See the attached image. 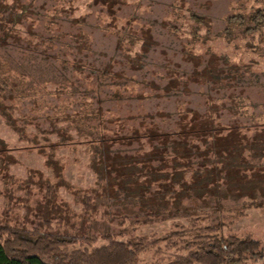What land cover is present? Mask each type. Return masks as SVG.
<instances>
[{"label":"trees","instance_id":"1","mask_svg":"<svg viewBox=\"0 0 264 264\" xmlns=\"http://www.w3.org/2000/svg\"><path fill=\"white\" fill-rule=\"evenodd\" d=\"M67 5L66 0H0V115L23 135L12 114L17 104L3 105L9 91L13 100L17 95L30 97V116L18 111L21 119L31 118L35 132H44L46 143L35 144L36 133L28 140L47 154L49 165L56 147L70 142L88 145L96 188L80 201L83 212L90 213L101 200V229L92 234L61 233L51 229L43 213L40 225L22 229L0 224V264H139L140 253L161 240L175 248L173 255L141 264H242L264 259V243L251 235L225 233L222 222L238 209H264V114L244 111L248 97L243 89L218 97L209 94L236 88L245 82L244 74L255 72L248 64L238 67L222 56L224 67L211 61L201 73L167 64L150 73L143 70L142 52H127L129 43L143 37L139 27L132 26L135 17L123 16L118 17L119 26L105 27L116 35L124 57L120 64L128 67L113 68L111 62H119L113 57L95 62L90 57L91 33ZM189 16L205 25L203 16ZM64 23L72 26L70 31L63 30ZM234 26L243 35L261 30L264 8L248 17L228 16L226 39ZM136 68L140 76L127 71ZM199 80L206 86V91H198L201 110L189 106L187 99L195 93L190 83ZM47 85L53 89L47 90ZM61 95L65 96L57 104L52 102ZM43 109L52 111L44 113L50 128L37 120ZM51 133L56 142L47 138ZM37 187L49 196L56 190L48 180ZM169 219H175L173 229L155 240L131 232L141 224ZM98 239L103 244L94 245ZM76 243L82 247L70 250Z\"/></svg>","mask_w":264,"mask_h":264},{"label":"rangeland","instance_id":"2","mask_svg":"<svg viewBox=\"0 0 264 264\" xmlns=\"http://www.w3.org/2000/svg\"><path fill=\"white\" fill-rule=\"evenodd\" d=\"M66 4H68L66 9L71 11L72 17L83 22V28L91 33L90 45L94 52L90 57L95 62L113 57L119 61L111 62L113 68L128 67L123 62L120 64L124 57L119 53L121 49L115 43L117 37L110 30H106V27L115 23L119 26L122 21L118 17L123 16L125 19L135 17V22L131 20L132 26L139 27L138 35L143 38L129 43L130 45L127 43L128 47H131L127 52L129 55L137 51L142 52L141 59L145 62L143 70L148 68L151 73L160 69L162 64H167L192 73L198 69L201 73L205 67L211 65V61L224 67L226 63L221 60L222 56L227 58L228 63L236 64L238 67L248 64L255 72V76L244 74L245 82H240L239 84H242L236 88L223 91L213 89L209 94L218 97L221 92L226 91L229 94L233 91L237 94L243 89V94L248 97L244 102L246 104L244 111L250 115L264 114V27L243 35L240 28L234 26L230 39H226L224 31L228 16L244 14L248 17L254 9L264 8V0H66ZM191 12L203 16L205 25H199L191 20L189 16ZM62 28L70 31L72 26L64 23ZM127 71L138 76L141 73L139 68ZM30 83L31 81L28 85H31ZM189 86L195 91L187 97L190 101L189 106L201 110L202 96L198 91H206V86L200 80L190 83ZM46 89L52 90L53 87L49 86ZM11 93L12 91H9L6 95V105L3 106L6 108L17 104L12 114L17 118L14 122L18 129H22L24 134L19 135L0 115V140L3 145H0V224L6 223L22 229L40 225L39 216L43 213L50 221L51 229L59 230L61 233L74 234L85 231L92 234L95 230H100L101 200L96 206H92L90 213L83 212L80 201L83 194L92 193L96 188V175L90 166L91 151L88 145L83 142H70L56 147L52 155L53 163L49 165L47 154L35 147V144L46 143L44 132H35V126L28 122L32 121L31 118L21 119L18 111L23 112L24 116H30L32 106L30 97L19 99L17 95V99L13 100L8 97ZM64 96L54 97L52 102L57 104ZM250 104L254 105L253 108L249 106ZM71 109L69 106L68 111ZM45 112L52 111L41 110L37 114L41 119L37 120L41 122V127L50 128L49 123L44 120ZM35 133L38 143L34 144L28 139ZM47 136L56 142L55 134ZM46 149V152H51L49 148ZM45 180L56 184L53 196L47 195L42 188L37 187L42 186ZM238 211L240 210L233 211L224 218L222 222L226 226L223 231L237 236L251 235L264 243V209L249 208L241 213ZM59 217L65 220L66 225L60 223ZM184 221L180 220V223ZM113 222L116 225V221ZM174 222L175 219H169L141 224L134 231H130L137 235H146L148 240H155L172 230ZM124 237L121 239H125ZM103 242L102 239H98L94 245ZM81 247L76 243L70 250ZM147 249L140 253L139 264L156 263L161 258L168 259L175 250L166 246V241L163 240ZM242 264H264V259L255 261L246 259Z\"/></svg>","mask_w":264,"mask_h":264}]
</instances>
